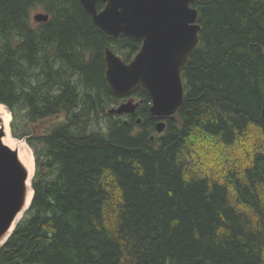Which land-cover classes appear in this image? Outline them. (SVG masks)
<instances>
[{
    "label": "trees",
    "instance_id": "16d2710c",
    "mask_svg": "<svg viewBox=\"0 0 264 264\" xmlns=\"http://www.w3.org/2000/svg\"><path fill=\"white\" fill-rule=\"evenodd\" d=\"M194 6L185 103L160 133L144 90L106 80L105 48L128 62L139 40L79 0H0V103L35 160L0 264H264V0Z\"/></svg>",
    "mask_w": 264,
    "mask_h": 264
},
{
    "label": "water",
    "instance_id": "95a60500",
    "mask_svg": "<svg viewBox=\"0 0 264 264\" xmlns=\"http://www.w3.org/2000/svg\"><path fill=\"white\" fill-rule=\"evenodd\" d=\"M198 1L79 0L95 25L107 35L117 38L126 34L141 42L140 50L128 62L110 47L105 48L106 80L119 96H130L136 87L144 90L151 99L149 111L158 119L156 127L160 133L165 120L174 117L185 103V69L200 44L202 27L194 6ZM100 2L104 3L101 9ZM34 19L46 21L49 14L37 12ZM139 104L130 97L109 112L133 113ZM2 136L0 128V247L33 199L32 196L26 207L28 172L17 151L2 142ZM32 179L33 176L30 186L34 195Z\"/></svg>",
    "mask_w": 264,
    "mask_h": 264
},
{
    "label": "bare ground",
    "instance_id": "6f19581e",
    "mask_svg": "<svg viewBox=\"0 0 264 264\" xmlns=\"http://www.w3.org/2000/svg\"><path fill=\"white\" fill-rule=\"evenodd\" d=\"M12 119V114L9 112V110L6 109V106L2 103H0V128L3 130V136L1 138L2 142L6 144L8 147H10L13 150H16L18 153V158L20 162L23 164L25 169L28 172V178H27V196H26V207L30 204L33 191L31 189V178L34 174L35 170V160H34V154L33 149H31V153L26 149L25 145L27 144L26 141L18 139L13 137L11 135V127L10 122Z\"/></svg>",
    "mask_w": 264,
    "mask_h": 264
},
{
    "label": "rangeland",
    "instance_id": "374dc122",
    "mask_svg": "<svg viewBox=\"0 0 264 264\" xmlns=\"http://www.w3.org/2000/svg\"><path fill=\"white\" fill-rule=\"evenodd\" d=\"M37 12H42V11L34 10V11L32 12V17H33ZM6 109L8 110L7 107H6ZM54 121H55L54 118H52V119H50V120H48V121H43V122L39 123V124L36 126V128H37L38 131H42V130H44L47 126H50ZM11 135H12V134H11ZM21 140H24V139H21ZM24 141H25V140H24ZM25 147H26V149L31 153V149H30V147L28 146V144H26ZM194 157H195V155H194Z\"/></svg>",
    "mask_w": 264,
    "mask_h": 264
}]
</instances>
